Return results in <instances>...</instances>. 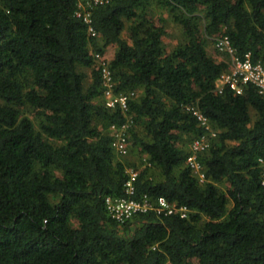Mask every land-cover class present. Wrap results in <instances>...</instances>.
I'll return each mask as SVG.
<instances>
[{"label":"trees","instance_id":"obj_1","mask_svg":"<svg viewBox=\"0 0 264 264\" xmlns=\"http://www.w3.org/2000/svg\"><path fill=\"white\" fill-rule=\"evenodd\" d=\"M154 2L183 29L173 48ZM79 8L0 0V264H264V97L219 93L230 57L209 50L227 35L264 64V0H108L91 10L97 36ZM110 47L116 91L137 93L127 112L105 104L95 53ZM191 107L216 131L199 154L204 182L187 163L206 131ZM128 115L122 156L110 128ZM131 168L134 197L165 196L189 216L112 219L105 197L126 195Z\"/></svg>","mask_w":264,"mask_h":264},{"label":"built area","instance_id":"obj_2","mask_svg":"<svg viewBox=\"0 0 264 264\" xmlns=\"http://www.w3.org/2000/svg\"><path fill=\"white\" fill-rule=\"evenodd\" d=\"M78 1L80 8L76 12V15L83 17L84 21L90 25L89 31L92 36H97L98 33L91 24V10L96 5L104 4L108 0ZM215 48L221 54L229 56L231 63L229 70L224 72L216 81V90L222 93L224 89L229 88L237 94H242L246 86L253 85L257 88L259 94L264 97V64L261 61H254L251 53L240 56L227 35L216 38ZM95 58L101 68L106 106L110 108L118 107L124 112H127L129 110L130 100L137 97L136 91L129 93L117 92L114 74L110 68V59L98 52L95 53ZM191 110L206 131L192 141L187 163L199 177L200 182H204L206 180V174L199 160V154L211 147L212 139L216 136V131L212 127L208 117L200 110L194 107H191ZM134 125V117L128 115L122 124H113L111 126L110 132L113 136V147L119 155L125 156L129 153L131 129ZM128 173L129 178L125 184L126 195H107L105 197L106 209L112 219L120 224H124L135 215L149 211H156L161 215H178L181 218H187L189 216L191 210L187 206L172 203L165 196L152 197L148 194H143L140 197H134L136 193L134 183L139 175V171L131 168L128 170Z\"/></svg>","mask_w":264,"mask_h":264},{"label":"rangeland","instance_id":"obj_3","mask_svg":"<svg viewBox=\"0 0 264 264\" xmlns=\"http://www.w3.org/2000/svg\"><path fill=\"white\" fill-rule=\"evenodd\" d=\"M152 13L155 17L160 15L161 17H163L165 19L166 29H167V34L165 35V42L169 48H173L179 42L184 41L185 35H184L182 27L179 24L173 22L170 14H169V11L166 9V7H163V5L161 3L154 2L152 4ZM124 34L126 35V33H124ZM209 50H210V52H216L215 51L216 50L215 41H213V40L210 41ZM115 51H116V47H110L106 53L107 58L112 59ZM221 56L224 57L223 54H221ZM31 117H32V119H34V122L38 128L39 127L38 121L34 118V116L31 115ZM253 118H255V115ZM131 155H133V157H132L133 160L139 161L140 154L135 152Z\"/></svg>","mask_w":264,"mask_h":264}]
</instances>
